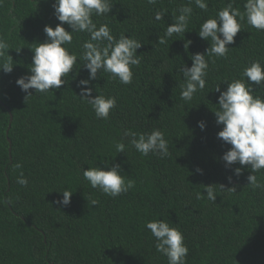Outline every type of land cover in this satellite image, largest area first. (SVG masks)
Returning a JSON list of instances; mask_svg holds the SVG:
<instances>
[{
	"label": "trees",
	"instance_id": "16d2710c",
	"mask_svg": "<svg viewBox=\"0 0 264 264\" xmlns=\"http://www.w3.org/2000/svg\"><path fill=\"white\" fill-rule=\"evenodd\" d=\"M54 2L0 0V36L10 45L14 66L11 73L0 71V101L14 117L10 129V114L0 103V264H168L145 226L152 220L182 231L189 248L187 264H264V187L253 189L248 181L255 174L264 184V170L252 173L243 166L237 176L235 169L242 166L223 161L231 145L218 139L223 126L213 113L219 108L217 85L225 91V82L242 78L252 61L264 64V31L245 23L228 46L227 58L206 57V87L192 101L181 99L180 88L185 83L180 69L190 68V57L206 55L211 46L198 36L201 24L228 3L243 11L246 0H208L207 11L194 0L190 5L189 0H110L111 13L94 15V22L98 27L107 24L117 39H137L142 47L131 84H120L107 73L90 82L93 98H117L108 120L97 119L92 106L79 97L80 81L89 78L83 61L60 89L37 94L32 89L28 97L16 83L31 75L32 50L47 40L45 26L55 29L61 23ZM182 5L193 9L187 33L159 44ZM161 10L166 14L157 21L155 13ZM88 39L86 32L73 33L65 47L79 58ZM253 87L254 96L264 99V85ZM156 129L165 134L168 156L145 157L131 147L116 151V142L128 144L125 131ZM17 163L21 169L13 168ZM113 165L135 181V188L111 198L83 180V169L109 170ZM21 171L29 180L27 187L17 183ZM211 185L215 202L205 191ZM65 189L73 193L68 206L57 204ZM92 199L99 204L92 206Z\"/></svg>",
	"mask_w": 264,
	"mask_h": 264
},
{
	"label": "clouds",
	"instance_id": "9594fccd",
	"mask_svg": "<svg viewBox=\"0 0 264 264\" xmlns=\"http://www.w3.org/2000/svg\"><path fill=\"white\" fill-rule=\"evenodd\" d=\"M156 2L157 0H148L150 4ZM192 2L193 0H189V5ZM194 2L199 9L208 10V0ZM53 8L56 18L61 23L55 29L45 26L47 40L36 43L37 46L34 51L32 50L34 55L29 68L31 75L18 79L16 83L28 97L32 96L30 92L32 89L36 94L60 89L68 83L67 77L76 69L75 66L83 61L82 68L89 71V78L80 81L82 90L79 97L92 106L97 119L108 120L117 106V98L106 97L103 94L93 98L90 82L97 79L98 73H107L120 84H131L134 77L133 68L141 63L137 50L142 47V43L126 35H121L117 39L107 24H100L98 27L94 22L92 18L94 15L104 16L111 13L113 5L110 0H55ZM243 8L241 11L239 7H233L232 3H228L218 11L216 17L209 18L201 24L198 36L210 41L211 46L206 50V55L197 53L190 57L192 60L190 68L185 65L180 69L185 81L180 85L181 99L184 101H192L198 91L205 89L209 71V60L206 57L227 58L230 51L228 46L235 42L234 38L242 31L245 23L256 30L264 31V0H246ZM177 10L180 14L174 17L175 23L169 25L164 35L159 37V44H166L174 34L187 33L193 9L191 6L182 5ZM165 14L166 10L157 11L155 19L163 20ZM64 24L71 28V32L65 29ZM85 32L90 39L83 42L82 53L78 58L77 54L70 52L65 45L72 43L73 33ZM190 44L191 41H188L185 49ZM9 48L7 40L0 36V71L4 73H11L14 69ZM241 76L242 78L234 79L231 83L225 82L227 85L225 91H221L220 85H217L215 92L220 93L219 108L213 111L217 124L223 126L222 131L218 133V139L231 145L222 159L228 166L234 164L242 166L235 169L237 176L242 174L243 166H250L252 173L264 170V99L253 94V85H264V64L260 60L252 61L250 66L244 68ZM243 78H247V82ZM198 126L201 130L206 127L203 121H200ZM124 136L130 138L127 145L123 140L115 143V149L119 153H125L126 147H131L145 157L150 153L161 158L170 154L165 134L158 129L150 133L128 130L124 132ZM13 168L21 169L22 164L17 163ZM82 171L83 180L88 182L91 188L99 189L111 198L119 197L135 188L134 180L121 175L119 165H113L109 170L90 167ZM229 180L231 182V178ZM248 181L253 189L264 187L255 174L249 175ZM17 183L24 187L29 185V180L22 171L17 177ZM205 191L207 199L215 202L217 199L215 185L206 186ZM60 193L63 199L57 201V204L70 205L72 191L65 189ZM197 198L202 199L203 196L198 194ZM90 203L96 206L99 201L92 199ZM145 226L155 238L156 251L167 257L168 264H187L189 248L178 227H171L163 220L148 221Z\"/></svg>",
	"mask_w": 264,
	"mask_h": 264
},
{
	"label": "water",
	"instance_id": "95a60500",
	"mask_svg": "<svg viewBox=\"0 0 264 264\" xmlns=\"http://www.w3.org/2000/svg\"><path fill=\"white\" fill-rule=\"evenodd\" d=\"M0 103L7 109V111L9 112V114H10V117H11V121H10V129H11V126H12V124H13V121H14V117H13V114H12V111L8 108V107H6L1 101H0ZM11 144V143H10ZM10 154L12 155V147H11V149H10Z\"/></svg>",
	"mask_w": 264,
	"mask_h": 264
}]
</instances>
